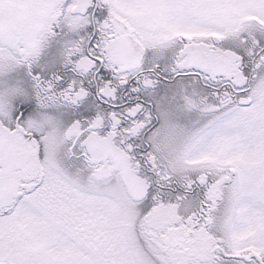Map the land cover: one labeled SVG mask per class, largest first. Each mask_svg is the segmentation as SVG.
<instances>
[{
  "label": "snow or ice",
  "instance_id": "snow-or-ice-1",
  "mask_svg": "<svg viewBox=\"0 0 264 264\" xmlns=\"http://www.w3.org/2000/svg\"><path fill=\"white\" fill-rule=\"evenodd\" d=\"M0 264H264V0H0Z\"/></svg>",
  "mask_w": 264,
  "mask_h": 264
}]
</instances>
